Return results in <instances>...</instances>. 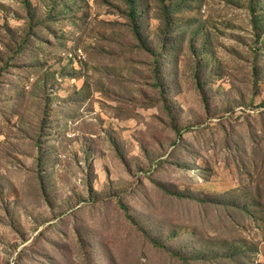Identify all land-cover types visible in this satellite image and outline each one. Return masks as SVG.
Wrapping results in <instances>:
<instances>
[{
  "label": "rangeland",
  "instance_id": "1",
  "mask_svg": "<svg viewBox=\"0 0 264 264\" xmlns=\"http://www.w3.org/2000/svg\"><path fill=\"white\" fill-rule=\"evenodd\" d=\"M135 7L0 0V264H264V0Z\"/></svg>",
  "mask_w": 264,
  "mask_h": 264
},
{
  "label": "trees",
  "instance_id": "2",
  "mask_svg": "<svg viewBox=\"0 0 264 264\" xmlns=\"http://www.w3.org/2000/svg\"><path fill=\"white\" fill-rule=\"evenodd\" d=\"M189 1L196 2V0H189ZM127 3H128V5L130 7L129 15H130V19H131V22H132V30H133L134 35H135V37L137 38V40L139 41V43L143 46V48L145 50L151 51L152 49L148 48V46L146 45L145 40L143 39V36H142V34L140 32L139 26L137 25V19L138 18H141L142 15L140 13H138V11L136 10L135 0H127ZM188 6H189L188 8L191 7L190 5H188ZM172 11H175V10L172 9ZM165 22L168 24V29H170V22H169V20H166ZM156 73H157L156 75H158V77H159V70H158V68H156ZM159 187L165 193H167V194H170V195H173V196H177V197H180V198H185L186 197L185 194L179 193V192H174V191H172V190L164 187L163 185H159ZM198 201H201V203H208V200L207 199H202V200L201 199H198ZM122 206H123V209L127 211V209L124 207V205H122ZM154 243L155 244H158V245H162L163 247H166L164 244L160 243L157 240H154ZM177 255H180V254L177 253ZM223 256H226L227 257V256H229V254H226L225 253ZM198 259L199 260L205 259V257L201 255V256L198 257Z\"/></svg>",
  "mask_w": 264,
  "mask_h": 264
}]
</instances>
